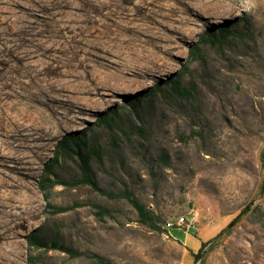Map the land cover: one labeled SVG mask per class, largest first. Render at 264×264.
<instances>
[{
    "label": "rangeland",
    "instance_id": "374dc122",
    "mask_svg": "<svg viewBox=\"0 0 264 264\" xmlns=\"http://www.w3.org/2000/svg\"><path fill=\"white\" fill-rule=\"evenodd\" d=\"M56 1L0 0V235L12 263L193 264L165 229L184 216L197 240L221 224L196 264H264V0H90L107 8L82 44L50 34L59 17L76 25ZM63 138L94 150L97 187L131 193L155 227L81 184ZM48 164L70 185L43 186Z\"/></svg>",
    "mask_w": 264,
    "mask_h": 264
},
{
    "label": "bare ground",
    "instance_id": "6f19581e",
    "mask_svg": "<svg viewBox=\"0 0 264 264\" xmlns=\"http://www.w3.org/2000/svg\"><path fill=\"white\" fill-rule=\"evenodd\" d=\"M55 5L56 15H61L63 19H67V22H71L76 25L74 28H72L70 26L65 25V23L62 24L63 21L59 17L61 24H59L58 26L56 25L54 30L50 34L52 36H63L64 38H68L70 42L74 41L77 44H82L81 40L78 39L77 36L91 34L90 32L96 29V26H98L97 22L100 20V17H102L103 11L107 8V4L105 5L103 3L94 2L90 0H83L81 1V3H75L73 0H57L55 2ZM109 11L112 12V16H115V18L118 17V12L111 10ZM110 14L111 13H108L109 16H111ZM115 25L116 24H110L107 26L109 28V31L112 32V35H114V32L113 29L110 28ZM39 54H42L39 53V50L28 52V56L30 57L38 56ZM109 74H104V77L109 76ZM220 228L221 224L213 227H207L201 230L198 235L202 239L207 240ZM188 240V244L191 246H195L198 243L197 239H194L190 236H188ZM13 251L14 250L12 242L8 241L5 236L0 235V264H13ZM183 264H191V256H185Z\"/></svg>",
    "mask_w": 264,
    "mask_h": 264
},
{
    "label": "trees",
    "instance_id": "16d2710c",
    "mask_svg": "<svg viewBox=\"0 0 264 264\" xmlns=\"http://www.w3.org/2000/svg\"><path fill=\"white\" fill-rule=\"evenodd\" d=\"M211 35L209 34V39ZM227 35H225L226 37ZM213 44H215L216 42L213 41ZM198 50H195L194 53H197ZM174 89L177 91V93H180L182 90L179 86V82H174L173 84ZM137 102L136 103H130V105L134 106V110L136 111L137 109ZM104 125H109L107 122H103ZM102 123V124H103ZM84 146V143H83ZM60 149L63 152H67L70 151L72 153H74L75 155L80 157V168L83 174V179L81 180V184H85L88 185L90 187H92L94 190H96L97 192H99L100 194L107 196L109 198H124L128 201H130V203L132 204L133 208L135 209V211L137 212L138 218L140 220V222L144 225H146L149 228H153L154 226V222H153V216L152 213L147 210V208L141 204L136 198H134L132 196L131 193H129L128 191L119 193V194H108L103 192L102 190H100L97 187V184L91 179V172H90V167H89V160L96 155V152L94 150H89L87 153L82 154L80 152V148H73L71 146V142L68 138H63V140L60 142ZM76 149V150H75ZM45 174L48 176L47 178L44 179V181L42 182L43 186L45 185L46 188H52L55 185H61V186H69L70 184H68L67 182L61 181L59 180L58 176L53 172V164H48L46 166V172ZM47 200V199H46ZM49 208L53 209L54 213H64L66 211H68V208H61V207H52L51 205H48ZM98 212L101 213H105L104 210H98ZM211 242V240L207 241V242H201L199 249L197 250L196 253L192 254L193 256V264H196L197 260L199 259V256L201 255V253L203 252V250L205 249V247ZM31 245H34L36 247H42V242L41 239L39 237H31V241H30ZM101 264H106L104 262V260L99 259L98 260Z\"/></svg>",
    "mask_w": 264,
    "mask_h": 264
},
{
    "label": "built area",
    "instance_id": "2783aa9c",
    "mask_svg": "<svg viewBox=\"0 0 264 264\" xmlns=\"http://www.w3.org/2000/svg\"><path fill=\"white\" fill-rule=\"evenodd\" d=\"M193 223H194V218L189 219L187 217L181 216L177 218L175 221L166 224L165 229L168 232L173 229H178V230L184 229V231L187 232L193 228Z\"/></svg>",
    "mask_w": 264,
    "mask_h": 264
},
{
    "label": "crops",
    "instance_id": "0c3cea01",
    "mask_svg": "<svg viewBox=\"0 0 264 264\" xmlns=\"http://www.w3.org/2000/svg\"><path fill=\"white\" fill-rule=\"evenodd\" d=\"M177 231H178V233L179 234H177V239H179L184 245H186L188 248H189V246L191 247V250H192V252H194V253H196L197 252V250L199 249V247H200V244H201V242H207V240H209V239H207V240H203V239H201V238H199V240H197V244L195 245V246H191V245H189L188 244V242H189V240H188V236L189 235H193V234H191L190 233V231H191V229L189 230V231H181V230H178V229H176ZM180 233H182L183 234V236H181L180 235ZM189 245V246H188Z\"/></svg>",
    "mask_w": 264,
    "mask_h": 264
}]
</instances>
